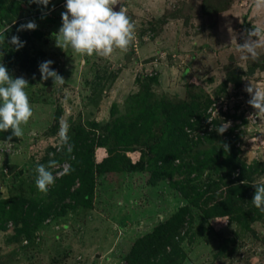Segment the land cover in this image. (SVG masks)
<instances>
[{"label": "rangeland", "instance_id": "374dc122", "mask_svg": "<svg viewBox=\"0 0 264 264\" xmlns=\"http://www.w3.org/2000/svg\"><path fill=\"white\" fill-rule=\"evenodd\" d=\"M2 3L0 63L14 78L28 81L34 115L23 126L21 138L9 140L10 132L0 131V264H128L125 258L134 242L183 206L188 207L180 231L183 239L173 259L163 264H264V212L248 203V195L233 197L239 200L232 208L239 211L231 216L219 209L217 215L206 217L191 205L186 189H180L187 177H197L188 185L196 188L208 183L222 187L234 178L236 170L227 175L209 163L196 164L203 155L213 159L220 153L218 161L222 160L225 143L233 145L246 165L261 164L249 185L264 183V114L255 115L244 91L250 83L264 90V48L255 60H241L237 51L245 29L264 25V12L257 13L252 0H118L115 10L122 7L135 22L136 40L126 53L116 51L109 58L81 56L56 46L54 34L62 26L66 0H50L47 8L29 0ZM20 16L23 21L15 24ZM29 20L37 28L17 32ZM13 35L26 42L24 47L16 50L8 42ZM46 60H52L51 67L64 78L62 86L53 85L51 78L41 79L39 64ZM134 97L142 103L140 109L192 102L197 113L189 122L199 125L186 128V137L196 141L212 133L221 144L213 141L216 150L207 143L192 148L181 154L189 165L182 175L177 172L180 161L175 160L170 178L151 182L133 147L108 154L98 142L105 135V124L131 119ZM223 122L230 126L220 135L215 128ZM65 123L69 144L82 130L91 145L85 164L78 167L86 173L92 165L93 193L86 206L60 195L67 187L69 192L78 187L76 178L69 185L57 182L72 160L65 156L68 146L59 137ZM115 154V166L96 168ZM50 159L57 161L49 169L56 180L45 194L35 185V168ZM13 200H24L22 209L27 208L30 217L37 210L71 206L58 215L50 211L24 235L21 223L2 213Z\"/></svg>", "mask_w": 264, "mask_h": 264}, {"label": "trees", "instance_id": "16d2710c", "mask_svg": "<svg viewBox=\"0 0 264 264\" xmlns=\"http://www.w3.org/2000/svg\"><path fill=\"white\" fill-rule=\"evenodd\" d=\"M0 3H2V0H0ZM19 7L23 8L21 4H19ZM22 18L20 16L15 24L21 23L23 21ZM136 99L137 97H134L132 100L135 111L131 114V119L126 120V118L121 117L118 120H111L109 122L110 125L109 123L105 124V131H103L105 135L99 138L98 142L102 147H107L106 151L108 154H114V152L118 154L127 149V147H133L140 154L138 164L140 167L143 166L148 169L151 182L170 178L172 176L170 167L175 160L180 161V164L177 165V172L182 175L181 172L187 170L189 165H185L182 162L187 156L182 157L181 154H187L192 148L203 143L212 144L213 141H216L218 145L221 144L220 137L214 136L212 133H205L204 136L198 137L196 141L186 137V128L193 129V127L199 125L194 120L189 122L194 112L197 113L192 102L189 105L179 101L172 104H151L146 109H142L143 107L140 109L138 107L141 102ZM197 116L199 115H196L195 118ZM195 131L198 132V130ZM76 135L73 139L74 142L70 144L72 145V152L69 153L67 151L65 154L67 158L72 157L68 166L71 170L67 173L64 172L57 182L67 185L70 180L76 178L78 187L71 192H69L67 187L65 190L63 189L64 191L60 195L67 197L70 203L86 206L89 205L93 193L92 165H89L87 169L85 168L87 170L86 173L78 167H83V164H85L84 159L91 145L90 143L86 144L88 138L84 131L80 130ZM105 143L107 144L105 145ZM212 148L216 150V145H213ZM221 151L225 152L222 160L218 161L220 153L213 159L208 155H203L200 159L197 158L199 162L196 161V164L203 166V163H209L217 170L225 169L227 175L228 172L236 170V175L232 180L224 182L225 184L222 187H215L213 183H208L196 188L188 185L197 177L190 179L187 177L183 182L186 187L182 186L180 188L186 189L187 195H191V205L197 207L206 217L217 215L216 211L219 209L224 211L221 212L223 215L229 216L238 212L239 209L235 211L232 208L234 202L239 200L238 198H233L234 196L244 198L248 195V203L255 207L251 201L255 187L250 186L249 183L252 182L251 177L258 172L261 164L246 165L240 161L233 145H229L228 151H225V149ZM116 154L105 157L97 164L96 168L98 167V170L103 171L102 169H105V167L115 166L114 163H116L115 160L118 157ZM61 156L57 161L62 159ZM86 161L88 162L89 158ZM223 176L225 177L226 175ZM61 196H59V199L63 198ZM70 203L62 204L58 209L54 206L53 208H47L46 212L37 210L35 216L30 217L28 216L29 210L27 211V208L26 210L22 209L24 200H21L20 203L13 200L9 209L7 211L3 210L2 213L12 222H20L22 232L24 235H28L31 229L36 228L43 219L49 216L50 211L52 214L53 212L57 215L61 214L65 208L71 206ZM4 204L7 205V201ZM5 205H3V209ZM35 208L36 206L31 210ZM187 209L188 207L186 206L181 207L169 219L156 226L149 234L137 239L125 258L126 262L128 264H163L170 262L176 254L178 242L183 239V236H180V231L185 223ZM186 233L184 232L183 234L186 235Z\"/></svg>", "mask_w": 264, "mask_h": 264}, {"label": "clouds", "instance_id": "9594fccd", "mask_svg": "<svg viewBox=\"0 0 264 264\" xmlns=\"http://www.w3.org/2000/svg\"><path fill=\"white\" fill-rule=\"evenodd\" d=\"M30 3L43 5L45 8L50 0H29ZM118 0H66V11L61 13L62 26L55 33V43L61 49L71 48L74 53L81 56L111 57L116 51L126 53L136 40V25L126 11L119 7ZM252 7L257 13L264 12V0H252ZM37 24L34 20L20 24L17 32L35 30ZM243 43H237V51L241 60L257 59L259 49L264 48V25H253L245 29L242 34ZM236 39V37H235ZM2 42V39H0ZM16 50L24 47L26 42L21 41L18 35H13L8 41ZM52 60L39 64L42 80L52 79L53 85H63L64 78L53 70ZM33 78H35L33 76ZM28 81L23 77L14 78L8 68L0 63V131L10 132L8 137L21 138L24 135L23 126H26L33 117L34 112L26 88ZM250 99L247 103L255 109V115L264 114V90L253 86H245ZM251 118V117H250ZM230 124L223 122L215 128L218 134L223 135ZM68 125L61 126L59 137L62 144L67 145V151L72 152V145L68 143ZM225 151L229 146L223 144ZM54 154H50V157ZM57 161L50 159L47 165L38 164L35 168V185L42 193H47L49 187L54 185L56 176L49 169L55 168ZM71 169L65 168L67 173ZM255 192L252 203L257 209L264 212V183L254 185Z\"/></svg>", "mask_w": 264, "mask_h": 264}]
</instances>
